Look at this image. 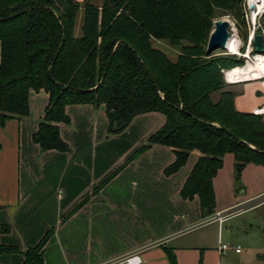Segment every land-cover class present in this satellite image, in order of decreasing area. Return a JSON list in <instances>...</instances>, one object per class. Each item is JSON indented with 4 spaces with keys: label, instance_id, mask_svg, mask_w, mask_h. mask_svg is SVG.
Segmentation results:
<instances>
[{
    "label": "trees",
    "instance_id": "trees-1",
    "mask_svg": "<svg viewBox=\"0 0 264 264\" xmlns=\"http://www.w3.org/2000/svg\"><path fill=\"white\" fill-rule=\"evenodd\" d=\"M245 4L246 0H102L100 6L90 0H0V127L11 118L28 116L31 92L42 89L49 93V103L33 140L43 151H70L58 125L70 123L69 104L104 105L109 134L122 132L140 114L160 112L164 125L103 184L152 146L173 149L176 159L164 171L168 176L198 150L181 196L192 200L198 195L202 216L213 215L214 178L227 153L234 155L238 193L245 167L264 165V115L236 108V93L222 72L244 65V58L213 56L207 48L218 12L231 13L246 25ZM80 10L84 16L77 34ZM153 39L181 47L176 61L154 47ZM53 232L51 228L25 251L0 245V254L21 252L23 264H45L43 250ZM168 257L178 264L172 250Z\"/></svg>",
    "mask_w": 264,
    "mask_h": 264
},
{
    "label": "crops",
    "instance_id": "crops-1",
    "mask_svg": "<svg viewBox=\"0 0 264 264\" xmlns=\"http://www.w3.org/2000/svg\"><path fill=\"white\" fill-rule=\"evenodd\" d=\"M48 103L49 95L44 94L40 101H31L28 116L11 118L0 127V245L25 251L54 228L43 250L45 264H116L133 254L141 256L142 264H171L170 250L178 264H264V256L257 257L260 252L255 254L251 246L244 251L240 244H229L232 248L220 253V241L205 251L198 247L199 241L183 238L188 231L183 219L188 222L202 216L198 195L192 200L181 196L200 156L198 150L190 166L168 176L164 171L176 159L173 149L152 146L103 184L164 125L162 113L140 114L122 132L109 134L104 105L69 104L70 123L58 125L70 151H43L33 134ZM235 106L239 111L255 112L264 106V97L251 98L248 105L244 96H237ZM135 127L137 132L129 135ZM225 156L233 174L234 155ZM252 170L258 171V187L252 193L233 196L235 203L217 206V212L239 204L246 205L247 211L257 205L249 203L264 194V165L249 163L242 177ZM218 184L217 174L216 199ZM234 189L231 182L233 193ZM165 199L175 203L170 224L166 223L169 203ZM239 245L241 251L236 252L234 247ZM24 260L21 252L0 254V264H23Z\"/></svg>",
    "mask_w": 264,
    "mask_h": 264
},
{
    "label": "rangeland",
    "instance_id": "rangeland-1",
    "mask_svg": "<svg viewBox=\"0 0 264 264\" xmlns=\"http://www.w3.org/2000/svg\"><path fill=\"white\" fill-rule=\"evenodd\" d=\"M81 4H83L87 0H78ZM96 5H102V0H90ZM100 3V4H99ZM245 18H246V25L243 23L239 24L236 19L229 14H222V12H218V17L215 19L220 18H226L230 21V27L229 31L232 36H237L240 39V46H239V53H234L236 51L231 50V48L227 47V49H217L214 51L213 56H235L237 57H243L244 58V65L251 60L246 61V57L244 56L249 52V56L252 58V63L255 61V57L257 54H253L249 51L247 52V49L249 48V36L254 32V23L256 24L255 32H257L258 29H261V26H264V13H261L259 16L255 15L254 12H250L248 9V0H246L245 4ZM83 10H80L76 17V26L75 30L76 33L79 34L81 31V26L83 24ZM262 30V29H261ZM245 33L248 34L247 40H245ZM210 38V36H209ZM208 38V41H209ZM207 41V43H208ZM153 46L161 49L164 51L171 60L175 61L177 59V56L181 52V47L171 45L167 40L163 39H153L152 41ZM185 44H189L188 41H184ZM242 44V45H241ZM208 47V44H207ZM234 51V52H233ZM255 56V57H254ZM241 66V65H240ZM243 66V65H242ZM237 67V66H236ZM229 68H226L224 70H227ZM232 69V68H231ZM224 74V71H222ZM229 77L234 80L232 76V70L229 73ZM225 78V75H224ZM226 80V79H225ZM254 80V79H253ZM249 81V80H247ZM227 82V81H226ZM229 85L235 84L234 87H232V90L235 91L236 96H244L246 101L248 102V105L251 102V98L255 97H264V78H260L254 81H251L249 83H243L241 81L238 82V85L236 83H229ZM49 93L42 89L39 92L38 91H32L30 94V104L31 101L36 100V102L40 101V98L42 95ZM217 95L214 97L217 99ZM35 98V99H34ZM241 107V106H239ZM248 107V106H247ZM241 111V110H240ZM246 112V111H243ZM249 112V111H247ZM253 112V111H251ZM160 115V114H159ZM164 116V115H163ZM264 119V118H263ZM137 127L129 130V135H134L137 132ZM195 152H191V155L189 157L188 162L184 165L190 166L192 159L195 157ZM225 164L223 168L218 173L219 178V184L221 187L219 190H217V206L218 208L223 207L225 205H232L235 203L234 197L235 195H241L250 192V190H255V187H258V180L256 179V174L258 171L252 170L247 171V174H245L244 177H242V191L236 192V187L234 189L233 193L231 191V182H234V174H232V171L230 172V168H232L231 162L228 166H226V156H225ZM182 167L181 172L184 169ZM249 170V169H248ZM229 173V174H228ZM264 173V172H262ZM229 177V178H228ZM252 193V192H250ZM168 201L169 205L166 208V223L170 224L171 222H174V215L171 213V209H174V202L172 199H165ZM251 204H257L254 208H251L249 210H245L246 205L239 204L235 205L232 208H229V213H232L228 218L225 220V223L223 222L220 229V223L216 221H208L213 215L202 217L199 216L195 219H192V221H188V219H183L184 222H186V227H188V231H186L185 234H187L185 239L192 241L193 243L198 242V247L204 248L205 251H207L208 247H213V244H215L217 241H220V243H226V244H240L244 251L251 246L253 248L254 253L256 254L258 251L260 252L257 257L264 256V194L258 196L257 198H254ZM245 210V211H244ZM191 211V210H189ZM173 227H179L176 224H172Z\"/></svg>",
    "mask_w": 264,
    "mask_h": 264
},
{
    "label": "bare ground",
    "instance_id": "bare-ground-1",
    "mask_svg": "<svg viewBox=\"0 0 264 264\" xmlns=\"http://www.w3.org/2000/svg\"><path fill=\"white\" fill-rule=\"evenodd\" d=\"M255 3L256 7L254 10H251L254 12L255 15L259 16L261 13H264V0H248V4ZM240 39L237 36H232L227 44V47L231 48V50H234L239 53V46H240ZM242 45V44H241ZM227 49V48H226ZM246 56H249V52L246 54ZM232 70V76L235 80H250V79H260L264 78V54H257L255 57V61L252 63L251 61H248L243 66L234 67V69L228 70V78L231 81L232 78L229 77V71ZM235 82H241V81H235ZM264 112V110H263Z\"/></svg>",
    "mask_w": 264,
    "mask_h": 264
},
{
    "label": "water",
    "instance_id": "water-1",
    "mask_svg": "<svg viewBox=\"0 0 264 264\" xmlns=\"http://www.w3.org/2000/svg\"><path fill=\"white\" fill-rule=\"evenodd\" d=\"M256 7L255 3L248 4L249 10H254ZM230 21L226 18L217 19L214 23V28L210 34V38L208 41V50L215 51L217 49H226L230 36ZM253 50L256 54H264V34L256 33L254 34V38L252 41ZM123 124L122 121L117 123V126L120 127Z\"/></svg>",
    "mask_w": 264,
    "mask_h": 264
},
{
    "label": "built area",
    "instance_id": "built-area-1",
    "mask_svg": "<svg viewBox=\"0 0 264 264\" xmlns=\"http://www.w3.org/2000/svg\"><path fill=\"white\" fill-rule=\"evenodd\" d=\"M250 12H251V10H250ZM261 27H262L261 28L262 32L264 34V26H261ZM255 28H256V24L254 23V32L252 34H250V36H249V48L247 49V52L250 49L251 53L253 52V49H254L252 41H253L254 34H255ZM230 36H231V34H230ZM244 56L246 57V61H248V60L252 61L251 56H246V54ZM223 71H224L225 79H226L227 82H229V83H238V82H235V81H231L228 78V70H224L223 69ZM242 82H244V81H242ZM263 110H264V106L256 109L254 113L255 114L264 115ZM231 214L232 213H229L228 210L218 211L209 220H207V222L208 221H216V222L222 224L228 218V216H230ZM230 248H232V246H230V245H228L226 243H221V246H220L219 250H220V253H225ZM234 249L236 250V252H240L241 251V246L240 245L236 246V247H234ZM116 264H142V258H141V256L139 254H133V255H130V256L124 258L122 261H120L119 263H116Z\"/></svg>",
    "mask_w": 264,
    "mask_h": 264
}]
</instances>
